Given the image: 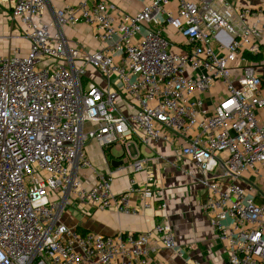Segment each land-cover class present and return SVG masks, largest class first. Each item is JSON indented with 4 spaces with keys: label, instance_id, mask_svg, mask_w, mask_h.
I'll use <instances>...</instances> for the list:
<instances>
[{
    "label": "built area",
    "instance_id": "obj_1",
    "mask_svg": "<svg viewBox=\"0 0 264 264\" xmlns=\"http://www.w3.org/2000/svg\"><path fill=\"white\" fill-rule=\"evenodd\" d=\"M141 3L128 14L108 0H0L28 44L25 54L0 55V264H149L159 248L182 258L166 223L114 236L65 223L66 207L84 217L92 208L135 215L130 195L143 206L163 199L153 172L141 188L130 179L112 194L111 173L87 157L91 142L119 151L132 174L149 161L141 147L167 146L196 171L186 173L203 190L200 209L225 264H264V120L256 116L264 112V7ZM78 24L92 29L95 50L64 36Z\"/></svg>",
    "mask_w": 264,
    "mask_h": 264
},
{
    "label": "crops",
    "instance_id": "obj_2",
    "mask_svg": "<svg viewBox=\"0 0 264 264\" xmlns=\"http://www.w3.org/2000/svg\"><path fill=\"white\" fill-rule=\"evenodd\" d=\"M80 0H49L52 7H59L64 3H77ZM117 5L128 14H135L142 6L141 0H108ZM241 9H254L264 7V0H228ZM0 11L8 13L0 6ZM14 23V30H10V25L5 19L0 17V37L6 38L3 46L0 47V55L8 54L15 49H19L22 54L28 50L27 42L21 37V29L17 22ZM13 29V28H12ZM19 30L20 33H19ZM64 36L71 42L77 44L85 51H93L97 48V43L93 37L90 27L83 24L67 26L64 28ZM264 43V37H263ZM264 96V93H262ZM257 118L264 120V112L257 111ZM111 150L103 152L96 144L89 143L86 146L87 157L90 161L94 158L96 171L111 173L110 189L112 194L117 195L126 192L132 179L135 188H141L145 183V173L153 172L152 189L160 191L163 199L148 201L143 206L139 195L132 194L128 204L137 210L135 215H124L113 209L97 210L92 208L89 215L84 217L78 212H72L69 222L65 223L70 227L80 226L87 233H95L104 236H114L117 234H139L150 231L158 223H166L170 226L175 241L183 256L177 257L174 253L157 249L149 256V264H225L227 259L226 251L218 242L216 233L209 225V218L200 207L203 202V190L187 175L191 170L196 175L194 167L186 160H176L170 155V150L163 144H156L147 149L140 148V153L148 158L144 171L132 174L131 171L121 166H111L112 162H120V155H111ZM96 158H95V156ZM166 157L164 162L159 161L156 156ZM92 166V164H91ZM81 180L85 184H91L93 177L90 171L81 173ZM165 203V208L161 209V204Z\"/></svg>",
    "mask_w": 264,
    "mask_h": 264
},
{
    "label": "rangeland",
    "instance_id": "obj_3",
    "mask_svg": "<svg viewBox=\"0 0 264 264\" xmlns=\"http://www.w3.org/2000/svg\"><path fill=\"white\" fill-rule=\"evenodd\" d=\"M0 17L3 18V19H5V22H6L8 25L11 26V27H10V30L7 32V33H10V34H11V32H12L15 28H14V26H13V25H14L13 21H12V20L10 19V17H9V14H8L7 12L4 13V12L0 11ZM17 24H18V23H17ZM18 26H19L20 29H22L21 26H20L19 24H18ZM12 28H13V29H12ZM0 29H1V26H0ZM20 31H21V30H19V33H20ZM6 38H8V36L0 37V47L3 46V43H4L5 41H7V40H5ZM86 73H87V75L90 76V77H95V78H96V81H98L96 71H94V70L91 69V68H88L87 71H86ZM128 150H129L131 156H132V157H135V152H134L133 147L130 146V147L128 148ZM110 153H111V155H114V156H115V155H117V156L120 155V152H119V151H116L115 149H111ZM94 156H95V155H94ZM89 158H90V163L92 164V167L95 168V167H96V163L94 162V161H95L94 158H93V159H92L91 157H89ZM95 158H96V156H95ZM52 200H54V197H53ZM72 212L74 213V209H73L72 207H66V210H65V212H64V214H63V219H64V221L69 222V219L72 218V217H70V216H72Z\"/></svg>",
    "mask_w": 264,
    "mask_h": 264
},
{
    "label": "trees",
    "instance_id": "obj_4",
    "mask_svg": "<svg viewBox=\"0 0 264 264\" xmlns=\"http://www.w3.org/2000/svg\"><path fill=\"white\" fill-rule=\"evenodd\" d=\"M250 60H251V61H258L259 58H253V59L250 58ZM105 153H106V150H105ZM76 231H77L79 234H81V235L87 233V232H86L82 227H80V226H76Z\"/></svg>",
    "mask_w": 264,
    "mask_h": 264
},
{
    "label": "water",
    "instance_id": "obj_5",
    "mask_svg": "<svg viewBox=\"0 0 264 264\" xmlns=\"http://www.w3.org/2000/svg\"><path fill=\"white\" fill-rule=\"evenodd\" d=\"M123 163L120 161V162H112L111 163V166H121Z\"/></svg>",
    "mask_w": 264,
    "mask_h": 264
}]
</instances>
